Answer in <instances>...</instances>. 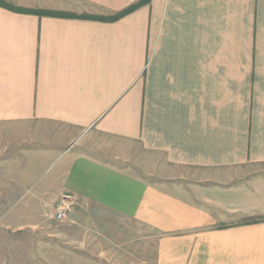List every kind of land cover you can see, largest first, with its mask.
<instances>
[{"label":"crops","instance_id":"obj_1","mask_svg":"<svg viewBox=\"0 0 264 264\" xmlns=\"http://www.w3.org/2000/svg\"><path fill=\"white\" fill-rule=\"evenodd\" d=\"M0 130L3 153L68 152L40 190L4 183L26 201L0 264H95L108 216L153 264H264V0H1Z\"/></svg>","mask_w":264,"mask_h":264},{"label":"rangeland","instance_id":"obj_2","mask_svg":"<svg viewBox=\"0 0 264 264\" xmlns=\"http://www.w3.org/2000/svg\"><path fill=\"white\" fill-rule=\"evenodd\" d=\"M3 147L4 133L0 130V230L3 227L4 212L24 205L26 201V196H24L21 200L16 198L19 201L13 202L12 196L18 194L21 188L13 185L5 187L4 183L8 182L10 177H14L17 180L22 179L23 182H32L35 186L37 185L36 188L33 186L22 188V192L26 189L28 191L40 190L42 185H45L64 168L68 154L65 152L61 156V148L42 150L31 145L25 146L27 150L33 151L31 153H21L19 150L15 153L13 151V153L10 151L3 153ZM34 149L41 150L34 151ZM19 165L29 171L13 169L17 166L19 168ZM10 197V202L5 203L4 199ZM93 221L96 222L95 219ZM102 229L106 233L94 235L93 246L86 251L95 264H153L155 245L152 240L154 238L146 227L132 221L108 216ZM0 236L2 237V233Z\"/></svg>","mask_w":264,"mask_h":264},{"label":"built area","instance_id":"obj_3","mask_svg":"<svg viewBox=\"0 0 264 264\" xmlns=\"http://www.w3.org/2000/svg\"><path fill=\"white\" fill-rule=\"evenodd\" d=\"M73 201V196L69 194H63L61 200L55 206V219L62 221L65 219L67 211L70 209Z\"/></svg>","mask_w":264,"mask_h":264},{"label":"trees","instance_id":"obj_4","mask_svg":"<svg viewBox=\"0 0 264 264\" xmlns=\"http://www.w3.org/2000/svg\"><path fill=\"white\" fill-rule=\"evenodd\" d=\"M143 3H144V1L132 4L129 7L125 8L123 11H121L118 14H115L111 17H101V16H84V17L90 18V19L114 20V19H118V18L122 17L123 15H126V14L132 12L133 10L138 8L140 5H142ZM29 12H31L33 14H41V15H43V14H54L53 12H46V11H41V10H30Z\"/></svg>","mask_w":264,"mask_h":264}]
</instances>
